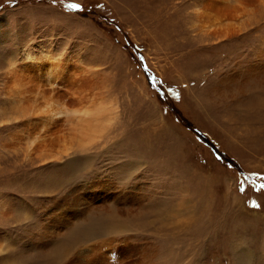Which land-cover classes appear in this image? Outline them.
I'll return each mask as SVG.
<instances>
[{
    "label": "rangeland",
    "instance_id": "1",
    "mask_svg": "<svg viewBox=\"0 0 264 264\" xmlns=\"http://www.w3.org/2000/svg\"><path fill=\"white\" fill-rule=\"evenodd\" d=\"M65 189L94 205L43 251L126 215L132 194L167 204L163 222L73 252L234 264L243 240L264 264V0H0V264L33 248Z\"/></svg>",
    "mask_w": 264,
    "mask_h": 264
},
{
    "label": "bare ground",
    "instance_id": "2",
    "mask_svg": "<svg viewBox=\"0 0 264 264\" xmlns=\"http://www.w3.org/2000/svg\"><path fill=\"white\" fill-rule=\"evenodd\" d=\"M210 25L215 26L216 23L215 24L214 23L213 24L210 23ZM47 76L50 79V71H48V75ZM237 87H239V89L241 88L240 85L237 86ZM239 89H237V91ZM229 91H230V89H229ZM233 91H235V90L233 89ZM230 95L231 94H229L228 97H226V98H223L222 95H219V96L217 95L216 99L224 101V100H227L228 98H231ZM237 95L239 96V94H237ZM237 98H240V96L237 97ZM234 100H236V99H234ZM45 106H46L45 109H50V107L52 105L47 103V104L43 105V108ZM50 113L57 114L56 112H51V111H50ZM49 116H51V115H49ZM67 183H70L69 180L67 181ZM186 187H189V186L188 185H180L178 187V189L180 191H182V192H186ZM67 190L68 189L64 190V191H66L67 195H66L65 192L64 193L61 192L62 194H61V196H59V198L61 200L59 199L60 201L56 202L55 208L51 209L49 211L50 214H49V217H48V222H46L45 230L42 231V232H39L38 234H35L33 236V237L37 236L36 237L37 239L34 238V240H37V242L33 240L34 242L31 243V245H33V248L32 249H30V247H29V249L26 248V251L28 252L27 255H26L27 252H25V255L22 254L19 258H17L18 260L12 259L13 261H9L10 262L9 264H92L93 262L90 263L91 259L95 260L96 257H99V255H97L96 252H99L100 250H101L102 254L104 252H107L108 254H106V255L108 256V259L111 262L114 263V262H117L119 257H121V254L123 253V250H125L124 247L121 248L120 245L118 246L117 242H116L115 246L109 245L107 243L105 244V242H104L103 244H100V246L95 247V249H92L91 251H89V248L86 249V247H83L85 249H81V250L77 249L78 253H76L77 251L76 252H73V251L76 250V247L82 246L85 243H87L88 241L94 240L97 237H101V236H103V234L123 236V235H125V234H127L129 232L135 233L137 230L144 231L145 225L147 223V219L150 218V217H151V225H152V228H153V224L156 226L157 223L163 222V220H162L163 216L167 215V210H168V205L167 204L147 203V204L143 205L138 197H136V196H134L132 194H129V196H128L129 201L134 203V204H136L137 207L136 208L127 209L126 211L123 210V213L126 214V215L121 216L122 218L121 217L117 218L115 215L110 214L108 216L105 215L104 217H100L98 219V221H96V219H95L94 220L95 222L86 221L82 226L78 227L75 232H74V229L72 230V228H71L72 231L71 232L68 231L69 233L62 240H58L55 243V245H53V247L51 249L49 248V250L43 251L42 248L46 245V241L47 240H50V241L53 240V238H55L54 236H56L55 234L58 233L57 232L58 229H61V227L63 228L64 224L67 222V220L64 217L65 213H66L67 217L69 216V222H72V220L76 217L75 215H76L77 207L80 206V208H81V209H79L78 215H77V217H80L83 214L86 215L88 213L87 210L91 207V205H94L92 201L88 200V198H87V200H82V198L81 199H79V198L76 199V197L73 196L74 195V191H76V190H74L73 193H71V191L69 192ZM56 201H58V200H56ZM82 205H83V207H81ZM185 205L189 209L190 216H194V214H196L199 211V208L197 207V204H196L195 201L189 200V201H187L185 203ZM197 215L199 216V214H197ZM59 217H62V218L59 219ZM54 219L55 220L57 219V220L54 222L53 221ZM138 220L141 221V224L139 223ZM201 220L203 222L204 218H201ZM99 222H101V223L100 224H94V223H99ZM131 224H133L135 227L132 228ZM68 225H66V226L68 227ZM176 227L178 229H175V230H172V231H174L175 234H177V235H179V233H181V232H183L185 230V229H181L180 226H178V225ZM192 227H194L195 230L198 231V229H197L198 228V224L197 223H195ZM192 227L190 229H192ZM159 231H164V226L159 228ZM29 232L32 233V230H30ZM74 233H75V235L73 236ZM185 234H188V231ZM197 234H198V236L202 237L203 231L200 230V232H198ZM59 237H61V236H59ZM201 241H203V240H201ZM239 244H240L239 247L235 248L233 246L234 249H235V252H237V253L234 254V256L239 255L237 257L238 261L234 259L233 262H234V264H246V261H249V260H247L249 258V257H247V255H249L248 251H247V248H244L245 244H244L243 240H242V242H239ZM24 245L22 247H24ZM127 246H128V244H127ZM16 249L17 248L15 246H13V250L16 251ZM129 249H130L129 252H133V248H129ZM94 250H96L95 253H94ZM150 250H149V252H150ZM145 253H147V252H145ZM131 258H134V256L131 257ZM139 258L140 257H138V259ZM249 259H251V258H249ZM109 260H108V262H109ZM124 260H125V258H124ZM138 261L139 260L135 259L131 263L135 264ZM119 262H122V261H119ZM124 262H126V261H124ZM139 262H141V261H139ZM125 264H127V263H125Z\"/></svg>",
    "mask_w": 264,
    "mask_h": 264
}]
</instances>
